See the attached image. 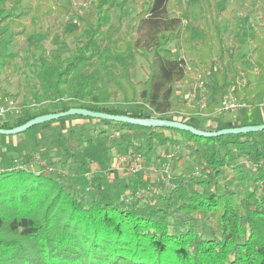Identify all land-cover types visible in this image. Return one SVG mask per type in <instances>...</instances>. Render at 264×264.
I'll list each match as a JSON object with an SVG mask.
<instances>
[{"label": "trees", "instance_id": "obj_1", "mask_svg": "<svg viewBox=\"0 0 264 264\" xmlns=\"http://www.w3.org/2000/svg\"><path fill=\"white\" fill-rule=\"evenodd\" d=\"M131 1L137 11L131 30L122 35L119 28H115L106 42V60L114 63L116 70L110 72L108 79L100 78L88 94L80 87L78 104L73 107L139 119L175 120L205 130L173 118L172 114L212 115L221 105L229 83L237 100L246 101L253 108L264 103V8L258 5L259 0H224L220 9L210 0H200L203 13L199 18L196 6L184 5L182 0H146L147 7L142 0ZM83 2L86 12L79 16V22L89 31L88 39L78 42L77 29L71 30L64 38H73L77 43L68 50V55L48 58L52 72L50 83L55 94L52 103L56 106L48 113L73 108L60 101L71 96L73 84L88 66L92 42L102 36L111 23V12L105 7V0ZM16 6L19 13L10 10L0 19V25L10 28L11 24L16 29L14 35L23 38L37 35V26L42 29L47 17L54 15L57 22L69 14V10L55 0H18ZM253 12L259 14L250 39L257 65L244 72L233 66L229 70L225 62L237 53L235 40L242 28L241 19ZM185 21L195 25L202 40L192 42L191 28ZM225 31L231 34L229 43ZM172 43L183 52L194 53V65H200L203 72L208 71L211 85L205 95L215 99L205 106L173 102L174 86L193 80L185 62L175 58L168 47ZM129 52H134L148 66L143 81L134 82L129 68L114 57H124ZM14 58L11 55L5 61L10 73L15 71ZM239 77L243 78V84L237 81ZM30 94L34 100H39L35 93L30 91ZM197 100L200 101L198 96ZM138 101L148 108L147 116L135 110L127 111L128 105ZM36 116L39 115L13 122L0 120V129L15 128ZM97 121L135 132L145 131L148 135L146 149L141 145L137 147L142 153L151 151L155 144H173L176 140L163 134L165 132L178 133L192 142L208 145L210 156L206 168L212 174L191 177L194 188L189 190L179 184L172 195L158 199L167 209L176 204V211L184 212L189 219L201 213L212 228L213 236L204 238L190 221L186 222V228L171 231L167 221L170 213L165 208L140 209L131 202L127 204V199L116 200L98 188L92 198H86L80 195L81 191L66 190L57 179L41 172L24 166L14 170L4 167L0 169V264H264V150L257 148L254 134L258 132L204 138L172 128ZM261 124L264 122L252 125ZM223 128L217 126L205 131ZM259 132L264 135V130ZM225 138H237L240 146L254 147V151L244 152L255 173L253 179L231 159L228 150L219 154L218 148H214ZM202 172H206L205 167ZM235 185L238 188L232 190Z\"/></svg>", "mask_w": 264, "mask_h": 264}, {"label": "rangeland", "instance_id": "obj_2", "mask_svg": "<svg viewBox=\"0 0 264 264\" xmlns=\"http://www.w3.org/2000/svg\"><path fill=\"white\" fill-rule=\"evenodd\" d=\"M17 1L0 0V19L10 10L14 14L19 13ZM123 1L105 0V7L111 12V23L103 30V35L96 37L92 42L88 66L81 78L73 84L71 96L64 97L60 101L62 104L69 107L76 106L80 97V87L85 94H88L98 85L100 78L108 79L110 72L116 70V65L106 60L108 55L106 42L115 28H119L122 35L128 33L135 22L137 12L131 0H128L126 5ZM142 1L145 7L149 5L146 0ZM210 1L220 9L224 0ZM55 2L67 8L69 14L62 16L57 22H54V15L47 17L42 24V29L39 30L37 26V35H31L28 38L15 36L16 29L11 24L10 28L0 25V104L12 103L7 116L1 121L13 122L18 118L41 115L55 110L56 106L52 103L55 94L50 83L52 72L48 58L56 56L65 58L68 55V50L77 43L73 38H64L71 30L77 29L78 42H84L89 37V31L79 22V16L86 12L83 0H55ZM182 2L184 5L193 3L196 6L197 18L202 15L200 0H182ZM258 5L264 8V0H259ZM258 18L259 14L256 12L242 17V28L235 40L237 53L225 62L229 70L231 66L236 67L240 72L256 67L250 39ZM184 24L191 28L193 43L202 40L194 24L189 21H185ZM224 36L229 43L230 32L225 31ZM135 37L138 38L139 35L135 34ZM168 47L173 51L175 58L185 62L186 69L193 80L183 85L182 95L174 97L173 102H185L188 106L203 103L205 106L204 104L211 99H215V97L206 98L205 94L207 87L211 85V79L208 71L203 72L200 65H194V53L183 52L174 43ZM11 55L15 56L12 60L15 71L10 73L11 70L7 68L5 61ZM114 57L129 68L132 80L137 81L146 76L148 66L134 52H129L124 57ZM237 81L244 83L242 77H239ZM229 86L226 92H229L231 83ZM24 88H28V94ZM30 91L39 96V100H34L30 96ZM193 91H196L193 99L183 98L184 94L188 95ZM197 96L200 99L199 102ZM87 98L90 100L89 97ZM263 105L264 103L238 113H221L220 105L212 115L197 117L205 118L218 127H221L223 123L235 121L244 124L259 123L264 115ZM132 110L142 112L146 116L149 114L148 108L140 101L127 106V111ZM172 116L177 119L196 117L175 113ZM114 131H118L119 135L112 137L109 133ZM163 134L176 141L165 146L155 144L151 151L145 150L142 153L137 150V147L141 145L145 148L148 136L145 131L135 132L128 128L106 125L102 121L88 117H65L60 121L17 135H0V169L12 165L24 166L36 173L41 172L45 176L57 179L66 190L74 188L81 191L80 195L86 198H92L95 189L98 188L102 189L107 196L116 200L127 199V204L131 202L140 209L148 206L165 208L158 197H169L179 184L186 185L190 190L194 188L191 177L205 176L212 172L206 168V160L210 156L208 145L192 142L178 133ZM259 134L261 132L255 133L254 139L258 144L257 148L264 150V135ZM223 140L222 144L215 145L214 148H218L219 154L228 150L232 154L231 159L238 162L250 179H253L255 173L251 170V163L244 152H252L254 147L240 146L237 138ZM128 149L140 156V167L134 174H130L126 167V169L116 170L113 166L114 158L128 152ZM204 167L206 172L203 173ZM237 188L238 186L235 185L232 190ZM176 207V204H172L170 208H165L170 213L167 221L171 231L186 228V222L190 221L204 238L213 236L212 228L201 213L194 219H189L184 212L176 211Z\"/></svg>", "mask_w": 264, "mask_h": 264}, {"label": "water", "instance_id": "obj_3", "mask_svg": "<svg viewBox=\"0 0 264 264\" xmlns=\"http://www.w3.org/2000/svg\"><path fill=\"white\" fill-rule=\"evenodd\" d=\"M69 116L89 117L97 120L120 122V123L140 125L145 127L172 128L180 131H187L195 136L204 137V138L219 137L230 134L236 135V134H245L251 132L255 133L264 130V124H261V125H248V126L233 127V128H223L217 131H205V130L196 129L190 125L175 120H161L157 118L139 119L128 116H117V115H110L100 112H92L86 109L73 107L64 112L47 113L36 116L28 120L26 123L12 129H6V130L0 129V135H17L28 130L33 126L41 125L50 121L58 120L60 118L69 117Z\"/></svg>", "mask_w": 264, "mask_h": 264}, {"label": "built area", "instance_id": "obj_4", "mask_svg": "<svg viewBox=\"0 0 264 264\" xmlns=\"http://www.w3.org/2000/svg\"><path fill=\"white\" fill-rule=\"evenodd\" d=\"M195 94H196V91H193V93L189 94L188 95V97L190 98L189 100L193 99ZM11 104H12L11 102L0 104V120L3 119L5 116H7L8 112L11 109V106H12ZM251 107L252 106L248 102L237 100L233 96L232 91L230 89L229 92H226L222 97L220 112L221 113H238L242 110H248ZM109 134L112 135V137H116L119 135V132L114 131V132H110ZM127 151L128 152L120 156H116L114 158L113 166L116 170L126 167L127 171L130 174H134L137 172V170L140 167V156L137 154H134V152L131 149H128ZM18 167L16 165H12L9 168V170H12V169L14 170V169H17Z\"/></svg>", "mask_w": 264, "mask_h": 264}, {"label": "crops", "instance_id": "obj_5", "mask_svg": "<svg viewBox=\"0 0 264 264\" xmlns=\"http://www.w3.org/2000/svg\"><path fill=\"white\" fill-rule=\"evenodd\" d=\"M146 76H144L143 79H140V80H137V81H134V82H138V81H143L145 79ZM187 82H182V83H179L177 85H175V89H174V94H173V98L175 97H180L182 95V87L184 84H186ZM226 93V92H225ZM224 93V94H225ZM191 94V93H190ZM189 95V93H188ZM187 94H184L183 98L186 99L188 97ZM205 105V104H204ZM203 106V105H202ZM264 106V105H263ZM202 116H205V115H202ZM201 117V116H200ZM180 120H183L185 122H188L194 126H198L199 128H202V129H205V130H211V129H214L217 127L216 124H212L209 120H206L205 118H198L197 116L196 117H189V119L187 117H183L182 118H179ZM188 119V120H187ZM79 121V120H78ZM261 122H264V115H263V118H262V121ZM252 124H256V123H248V124H244V123H239V122H227V123H223L221 125V127H224V128H228V127H236V126H242V125H252ZM220 127V126H219Z\"/></svg>", "mask_w": 264, "mask_h": 264}]
</instances>
